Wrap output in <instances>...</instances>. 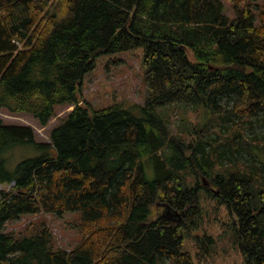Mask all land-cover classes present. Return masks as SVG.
Segmentation results:
<instances>
[{"label":"trees","instance_id":"16d2710c","mask_svg":"<svg viewBox=\"0 0 264 264\" xmlns=\"http://www.w3.org/2000/svg\"><path fill=\"white\" fill-rule=\"evenodd\" d=\"M137 48L143 105L78 104L98 56ZM60 106L73 109L49 143L0 118V153L41 152L13 171L0 158V264H195L183 245L199 228L200 178L242 264H264V0H0V111L45 127ZM180 106L208 113L188 140L159 112ZM66 213L80 234L68 251L43 219L27 235L5 230ZM194 240L202 255L215 245Z\"/></svg>","mask_w":264,"mask_h":264},{"label":"rangeland","instance_id":"374dc122","mask_svg":"<svg viewBox=\"0 0 264 264\" xmlns=\"http://www.w3.org/2000/svg\"><path fill=\"white\" fill-rule=\"evenodd\" d=\"M229 6V4H227ZM143 49L137 48L110 55H101L95 59L94 68L87 72L82 79L79 93V105L89 107L94 111L107 108L115 103L143 105L146 99V85L142 67ZM73 107L60 106L55 108V117L45 127L28 114H11L5 110L0 111V118L6 125L28 126L34 131L35 141L49 143L51 129L59 124V120L70 112ZM159 112L168 121V127L176 136L189 139L188 133L199 130L205 123L208 113L204 109H197L195 113L185 107L163 108ZM41 152L32 145H18L8 151L0 153L5 168L13 171L23 160L36 158ZM200 219L199 228L191 231L185 238L183 250L188 251L195 264H242V256L231 237V217L225 208L214 199L217 190L210 186L209 180L200 178ZM0 186V190H4ZM205 190H209L206 192ZM161 214L162 208L159 206ZM173 214V216H172ZM171 216L180 222L179 211L172 212ZM77 213H66L61 217L41 214L38 216H24L17 221L7 222L6 232L15 235H27V229L45 222L52 234L53 244L63 250H71L79 241ZM210 236L215 245L202 255L196 246L194 237Z\"/></svg>","mask_w":264,"mask_h":264},{"label":"water","instance_id":"95a60500","mask_svg":"<svg viewBox=\"0 0 264 264\" xmlns=\"http://www.w3.org/2000/svg\"><path fill=\"white\" fill-rule=\"evenodd\" d=\"M171 214V213H170ZM165 215H169V210H167V213Z\"/></svg>","mask_w":264,"mask_h":264}]
</instances>
